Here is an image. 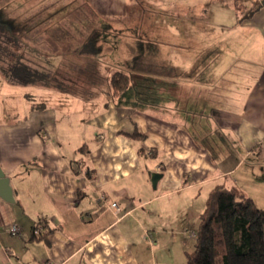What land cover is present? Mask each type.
<instances>
[{
	"label": "crops",
	"instance_id": "crops-1",
	"mask_svg": "<svg viewBox=\"0 0 264 264\" xmlns=\"http://www.w3.org/2000/svg\"><path fill=\"white\" fill-rule=\"evenodd\" d=\"M59 1L69 19L49 37L76 49L60 63L101 61L131 82L119 94L43 84L40 102L0 120L14 197L0 198V264H187L215 186L264 209V0L245 18L238 0ZM32 10L48 42L47 11Z\"/></svg>",
	"mask_w": 264,
	"mask_h": 264
},
{
	"label": "trees",
	"instance_id": "trees-1",
	"mask_svg": "<svg viewBox=\"0 0 264 264\" xmlns=\"http://www.w3.org/2000/svg\"><path fill=\"white\" fill-rule=\"evenodd\" d=\"M249 0H238L245 13L252 14L261 4L248 7ZM19 32L0 21V60L8 79L13 83H39L68 90L64 79L25 61ZM114 94L130 84V74L116 70L110 77ZM136 136L145 134L136 131ZM34 234L42 236L43 233ZM194 248L187 251V264H264V209L245 195L236 185L215 186L209 193L200 220L195 228Z\"/></svg>",
	"mask_w": 264,
	"mask_h": 264
},
{
	"label": "rangeland",
	"instance_id": "rangeland-1",
	"mask_svg": "<svg viewBox=\"0 0 264 264\" xmlns=\"http://www.w3.org/2000/svg\"><path fill=\"white\" fill-rule=\"evenodd\" d=\"M59 2V0H0V21L6 23L14 31L19 32L23 47V59L25 61H27L34 68L50 72L58 76L59 78L64 79L63 81L68 85L70 90L77 91L78 89L79 91H81V89L87 88L85 80H87V82H90L91 84H94L95 88H111L109 80L114 72L110 74V66L101 64V61H99V63H95V67L93 65V67L91 69L88 68V70H86L85 67L83 68L85 70H81L80 68H78L79 64L76 63L70 65L69 61H65L64 64H61L63 62L60 63L61 58L71 59L70 55L75 54L73 50L75 51L76 49H69V47H59L57 46V42L49 37L52 36L54 32L53 25L51 24H53L57 19L59 21H66L67 19H69L68 16L59 17L60 15H57L59 10L55 11V8L57 7V4ZM134 2L135 6H137V8L139 9L151 7V3L152 5H155L153 0H134ZM253 4H255L253 0H249L247 3L248 7L252 6ZM29 6L30 10L25 11L26 9H29ZM34 7H37V9L41 8L42 10L47 11L45 13V21L47 23L46 25H49L46 28L48 29V33H46L47 38H50L48 42L47 39L45 40V33L43 32V30H31L32 28L37 26L36 23L38 19L42 20L43 17H38V12L35 11V14H37V16L31 17V21H33L32 23H29L25 18V13H32L34 11L32 10ZM131 8H133V6ZM133 18L137 23L140 18L144 19V16L138 17V15H135L133 16ZM28 26L31 27L30 31L22 32V30ZM103 35L105 34L102 31L93 33L94 42H102L101 39H103ZM68 39L70 38L67 37L66 40ZM61 40L62 42L65 41V39ZM92 50H94V53H97L98 48L95 47V49ZM100 50L101 49H99L98 54L100 53ZM78 61L79 60H77V62ZM103 61H105L104 58ZM83 66L84 65H82V67ZM79 69L82 71V75L75 76ZM71 71L73 73L72 78L74 79L72 81L69 80V78H71L69 75ZM92 77L94 78L92 79ZM47 87L39 83L21 84L10 82L0 60V120H5L13 113H16L20 110L24 112L23 110L26 109L27 104H31L32 102H40V94L44 92L43 90H46ZM14 107L17 109L19 108V110L15 109V111H13Z\"/></svg>",
	"mask_w": 264,
	"mask_h": 264
},
{
	"label": "water",
	"instance_id": "water-1",
	"mask_svg": "<svg viewBox=\"0 0 264 264\" xmlns=\"http://www.w3.org/2000/svg\"><path fill=\"white\" fill-rule=\"evenodd\" d=\"M162 173L154 171L152 173V182L154 185H156L159 177H161ZM0 198H4L9 201H13V190L10 185V179L6 175L3 168L0 166Z\"/></svg>",
	"mask_w": 264,
	"mask_h": 264
},
{
	"label": "built area",
	"instance_id": "built-area-1",
	"mask_svg": "<svg viewBox=\"0 0 264 264\" xmlns=\"http://www.w3.org/2000/svg\"><path fill=\"white\" fill-rule=\"evenodd\" d=\"M112 206L115 207L116 209H119V205L117 202H113L112 203ZM10 231L12 233H17L19 231V227L17 225H13L11 228H10ZM36 233H41V227H38L37 230H36Z\"/></svg>",
	"mask_w": 264,
	"mask_h": 264
}]
</instances>
